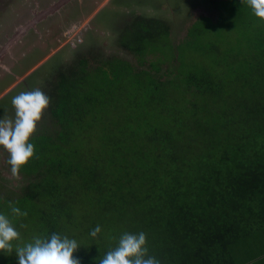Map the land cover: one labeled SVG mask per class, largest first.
<instances>
[{
    "label": "trees",
    "instance_id": "16d2710c",
    "mask_svg": "<svg viewBox=\"0 0 264 264\" xmlns=\"http://www.w3.org/2000/svg\"><path fill=\"white\" fill-rule=\"evenodd\" d=\"M219 2L175 45L164 20L133 16L121 43L139 66L82 57L48 76L58 136L33 134L21 170L37 182L0 195L19 243L66 233L85 244L80 264H97L120 232L143 230L162 264L241 262L238 246L264 230V19L242 0Z\"/></svg>",
    "mask_w": 264,
    "mask_h": 264
},
{
    "label": "rangeland",
    "instance_id": "374dc122",
    "mask_svg": "<svg viewBox=\"0 0 264 264\" xmlns=\"http://www.w3.org/2000/svg\"><path fill=\"white\" fill-rule=\"evenodd\" d=\"M56 1L0 0V114L5 110L11 118L12 96L32 88L42 89L49 75L70 62L78 63L82 57L94 67L115 57L139 66L137 54L121 43V31L135 15L164 20L175 45L185 40L188 28L198 17L215 19L220 12L219 0H69L1 53L23 24ZM156 54L148 53L147 57ZM59 129L46 108L34 134L51 132L58 136ZM7 158V151L0 147V195L15 199L27 185L37 181L21 169L18 176H13Z\"/></svg>",
    "mask_w": 264,
    "mask_h": 264
},
{
    "label": "clouds",
    "instance_id": "9594fccd",
    "mask_svg": "<svg viewBox=\"0 0 264 264\" xmlns=\"http://www.w3.org/2000/svg\"><path fill=\"white\" fill-rule=\"evenodd\" d=\"M252 13L264 19V0H242ZM49 96L40 88L20 91L11 97L14 113L11 118L6 111L0 114V147L8 153L7 163L10 172L18 176L20 169L33 157L35 144L32 142L38 122L44 110L49 106ZM12 216H27V211L9 202ZM102 232V226L96 224L88 236L95 240ZM20 231L10 219L9 214L0 211V252L16 256V264H80L74 252L85 245L62 232H50L45 236L33 235L30 240L19 243ZM97 264H162V261L149 254L147 234L143 231L120 232L115 247L106 251Z\"/></svg>",
    "mask_w": 264,
    "mask_h": 264
},
{
    "label": "crops",
    "instance_id": "0c3cea01",
    "mask_svg": "<svg viewBox=\"0 0 264 264\" xmlns=\"http://www.w3.org/2000/svg\"><path fill=\"white\" fill-rule=\"evenodd\" d=\"M236 256L241 260L238 264H264V230L254 231L243 245L238 246Z\"/></svg>",
    "mask_w": 264,
    "mask_h": 264
},
{
    "label": "water",
    "instance_id": "95a60500",
    "mask_svg": "<svg viewBox=\"0 0 264 264\" xmlns=\"http://www.w3.org/2000/svg\"><path fill=\"white\" fill-rule=\"evenodd\" d=\"M69 0H58L56 2H54L51 6H49L48 8L39 11L38 13L34 14V18H32L31 20H29L28 22H26L25 24H23V26H21L17 33L11 37L9 39V41L7 42V44H5V46L3 47V49L1 50L2 52H5V50L14 42L17 41V39L23 35L24 32H26L27 30H29L30 28L34 27L35 24L41 20L43 17L47 16L49 13H53L55 12V10L59 9L63 4L67 3Z\"/></svg>",
    "mask_w": 264,
    "mask_h": 264
}]
</instances>
